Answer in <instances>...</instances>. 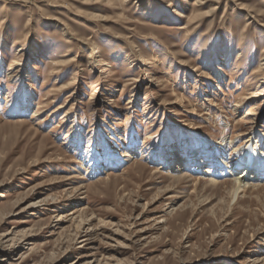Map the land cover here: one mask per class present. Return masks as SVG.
<instances>
[{
    "label": "rangeland",
    "instance_id": "obj_1",
    "mask_svg": "<svg viewBox=\"0 0 264 264\" xmlns=\"http://www.w3.org/2000/svg\"><path fill=\"white\" fill-rule=\"evenodd\" d=\"M250 163L264 0H0V264H264Z\"/></svg>",
    "mask_w": 264,
    "mask_h": 264
},
{
    "label": "bare ground",
    "instance_id": "obj_2",
    "mask_svg": "<svg viewBox=\"0 0 264 264\" xmlns=\"http://www.w3.org/2000/svg\"><path fill=\"white\" fill-rule=\"evenodd\" d=\"M262 164L264 165V163ZM247 171H249L250 174L244 172L239 177L234 179V191H233L234 200H237L239 195L244 193L248 189L256 188L258 184L256 185V183H254L253 180L257 178L261 179L262 176H264V166L259 167L251 164L250 167H248ZM208 177L211 183H217L216 177L210 175H208Z\"/></svg>",
    "mask_w": 264,
    "mask_h": 264
}]
</instances>
